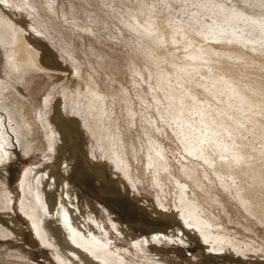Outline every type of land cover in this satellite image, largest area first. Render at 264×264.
Returning a JSON list of instances; mask_svg holds the SVG:
<instances>
[{
    "label": "rangeland",
    "instance_id": "rangeland-1",
    "mask_svg": "<svg viewBox=\"0 0 264 264\" xmlns=\"http://www.w3.org/2000/svg\"><path fill=\"white\" fill-rule=\"evenodd\" d=\"M0 94V264H264V0H0Z\"/></svg>",
    "mask_w": 264,
    "mask_h": 264
},
{
    "label": "bare ground",
    "instance_id": "bare-ground-1",
    "mask_svg": "<svg viewBox=\"0 0 264 264\" xmlns=\"http://www.w3.org/2000/svg\"><path fill=\"white\" fill-rule=\"evenodd\" d=\"M4 40H6V39H4ZM23 45H25V43L23 42ZM22 44H21V47H26V46H23ZM27 45V44H26ZM28 47V46H27ZM26 47V48H27ZM1 91H3V94H4V96H6V97H8V96H10L9 94L11 93V91H9L8 92V90L7 89H4V90H1ZM1 95V94H0ZM10 98V97H9ZM7 99L8 101H9V105H7V107H8V109H9V113L10 114H12L13 113V111H18V109H20L19 108V100L15 97V96H13L12 98H10V99ZM2 99V98H1ZM0 99V100H1ZM2 101V100H1ZM5 105V104H4ZM3 108V107H2ZM25 110V109H24ZM26 111V110H25ZM20 112V111H19ZM20 114V113H19ZM21 119H22V113H21ZM25 127H26V130H27V133H28V136L30 137L31 135H32V128L34 127V125L33 124H30L29 122H27V121H25ZM35 131V130H34ZM1 133V132H0ZM16 133V132H15ZM17 137V136H16ZM8 138V137H7ZM35 138V137H34ZM6 140H9V139H6ZM49 144V143H48ZM32 149V148H31ZM92 158V157H91ZM121 174H124V173H121ZM123 177H125V181H127L126 179H127V177L126 176H123ZM179 181V180H178ZM118 183H119V180L117 181ZM175 183V182H174ZM176 185V184H175ZM242 193V192H241ZM182 196V195H181ZM35 197H36V200L39 202V204H41V206L43 207V209H44V211H45V213H46V215H47V209H46V206H45V204H44V200H43V195H42V193H41V191H40V189H38L37 191H36V193H35ZM239 198L241 199H243L244 198V195H239ZM185 207V206H184ZM184 207H182L181 209H180V213H181V215H182V217H183V220H189V221H192L193 223V225L194 224H198L200 221H201V223H200V226H201V224H202V220H200V219H198V217L197 218H193V216L195 215V214H192L195 210H192L193 209V207L192 206H189L190 208H184ZM244 208V207H243ZM179 209V208H178ZM191 209V210H190ZM244 210L245 211H247V212H249V213H251V209L249 208V207H245L244 208ZM180 215V216H181ZM193 215V216H192ZM59 216H60V220H61V222L63 223V225L64 226H68L69 225V219H68V213H67V211H66V209L62 206V205H60V207H59ZM194 219L196 220V221H194ZM197 219L198 220H200L199 222H197ZM182 221V220H181ZM186 223V222H185ZM203 223H204V221H203ZM193 225H191V226H193ZM203 226H201L202 227V229L200 230L199 228H198V226L199 225H197V230L198 231H200V233H201V235H202V237H203V240H204V242H207L208 243V241H209V237H211V236H209V233L207 232V226L208 225H204V224H202ZM187 226H189V227H191L190 226V224L189 225H187ZM195 227V226H194ZM195 229V228H194ZM248 229V228H247ZM201 237V238H202ZM219 241V240H218ZM218 241H214V245H212L211 246V249L214 251V253L215 252H217V253H221L222 252V244H224L225 242H227L228 244H233V246H234V248L236 249V250H239V248L236 246V245H234V243H232L231 242V240H229V239H226L225 241H223V239H221L220 241H219V243H217ZM224 243H223V242ZM234 250V249H233ZM211 251V250H210ZM239 252V251H238ZM237 252V253H238Z\"/></svg>",
    "mask_w": 264,
    "mask_h": 264
}]
</instances>
